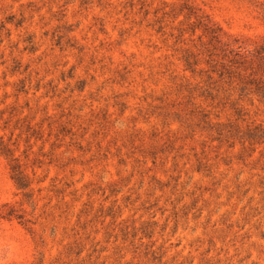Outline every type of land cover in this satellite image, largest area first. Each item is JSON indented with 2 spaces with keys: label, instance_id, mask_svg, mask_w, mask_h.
Segmentation results:
<instances>
[{
  "label": "rangeland",
  "instance_id": "1",
  "mask_svg": "<svg viewBox=\"0 0 264 264\" xmlns=\"http://www.w3.org/2000/svg\"><path fill=\"white\" fill-rule=\"evenodd\" d=\"M206 22L264 44V0H0V264H264V108Z\"/></svg>",
  "mask_w": 264,
  "mask_h": 264
},
{
  "label": "trees",
  "instance_id": "2",
  "mask_svg": "<svg viewBox=\"0 0 264 264\" xmlns=\"http://www.w3.org/2000/svg\"><path fill=\"white\" fill-rule=\"evenodd\" d=\"M205 33L210 38L206 44L208 57H216L215 70L220 78H225L242 98L257 101L264 108V44L251 48L241 39L225 38L221 29L211 22H206ZM243 139L249 142L264 143V129L256 127L243 134ZM17 186L27 188L29 184L19 166L13 167Z\"/></svg>",
  "mask_w": 264,
  "mask_h": 264
}]
</instances>
